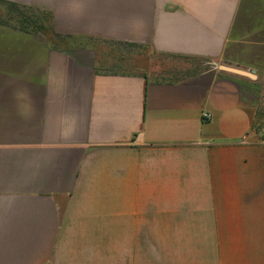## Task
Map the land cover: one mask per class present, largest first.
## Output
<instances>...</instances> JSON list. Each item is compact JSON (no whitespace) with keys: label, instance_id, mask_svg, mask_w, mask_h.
<instances>
[{"label":"crops","instance_id":"crops-1","mask_svg":"<svg viewBox=\"0 0 264 264\" xmlns=\"http://www.w3.org/2000/svg\"><path fill=\"white\" fill-rule=\"evenodd\" d=\"M263 104L264 0H0V264H264Z\"/></svg>","mask_w":264,"mask_h":264},{"label":"rangeland","instance_id":"rangeland-1","mask_svg":"<svg viewBox=\"0 0 264 264\" xmlns=\"http://www.w3.org/2000/svg\"><path fill=\"white\" fill-rule=\"evenodd\" d=\"M19 13H25L29 15L35 16V14H38L37 20L43 19V22L45 24V27L43 29H37L39 32L42 33H48L50 32L49 28L51 26V19L49 15H45L43 12H38L35 9L32 8H6L5 11V18L12 20V21H18L19 22ZM260 114L256 116L255 119V125L254 129L255 131L260 134L261 138L264 136V104L260 108ZM144 262L146 259H144ZM150 264H168V243H157L155 248V258H150Z\"/></svg>","mask_w":264,"mask_h":264},{"label":"trees","instance_id":"trees-1","mask_svg":"<svg viewBox=\"0 0 264 264\" xmlns=\"http://www.w3.org/2000/svg\"><path fill=\"white\" fill-rule=\"evenodd\" d=\"M10 8L12 9V8H19V7L10 5ZM23 8H28V7H23ZM37 11L38 12H42V11H39V10H37ZM43 13L45 15H48L47 12H43ZM37 16H38V14H35V16H33V15L25 14V13H19V17L20 18L18 20H19V23L23 27H27V28L33 29L35 31H38L37 29H43L45 27V24L43 22V19L37 20L36 19ZM260 110L261 109H259L257 115L260 114ZM254 123H255V120H254ZM263 138H264V136H263Z\"/></svg>","mask_w":264,"mask_h":264},{"label":"water","instance_id":"water-1","mask_svg":"<svg viewBox=\"0 0 264 264\" xmlns=\"http://www.w3.org/2000/svg\"><path fill=\"white\" fill-rule=\"evenodd\" d=\"M236 72H240V73H242V74H247V75H253L252 73H250V72H247V71H243V70H236V69H234Z\"/></svg>","mask_w":264,"mask_h":264},{"label":"built area","instance_id":"built-area-1","mask_svg":"<svg viewBox=\"0 0 264 264\" xmlns=\"http://www.w3.org/2000/svg\"><path fill=\"white\" fill-rule=\"evenodd\" d=\"M211 116V114L210 113H204V117H206V118H209Z\"/></svg>","mask_w":264,"mask_h":264}]
</instances>
